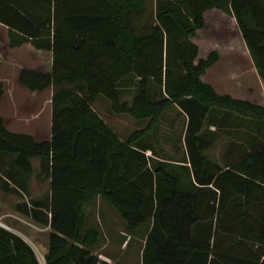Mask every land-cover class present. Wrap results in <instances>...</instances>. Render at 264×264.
I'll use <instances>...</instances> for the list:
<instances>
[{
    "label": "trees",
    "instance_id": "obj_1",
    "mask_svg": "<svg viewBox=\"0 0 264 264\" xmlns=\"http://www.w3.org/2000/svg\"><path fill=\"white\" fill-rule=\"evenodd\" d=\"M211 10L236 20L264 80V0H0L10 48L53 54L50 73L18 77L30 92L54 88L51 140L12 133L0 115V164L12 157L14 169L3 190L27 191L36 159L50 181L44 201L19 207L51 231L46 264H109L91 251L100 232L86 229L96 198L129 232L150 225L143 264H264V106L202 80L220 60L217 51L198 60L193 42ZM3 95L0 84V102ZM100 97L145 127L122 139L96 111ZM173 107L187 119L183 160L156 152ZM222 136L227 152L218 161L206 153ZM0 264L40 262L0 227Z\"/></svg>",
    "mask_w": 264,
    "mask_h": 264
},
{
    "label": "crops",
    "instance_id": "obj_2",
    "mask_svg": "<svg viewBox=\"0 0 264 264\" xmlns=\"http://www.w3.org/2000/svg\"><path fill=\"white\" fill-rule=\"evenodd\" d=\"M209 12H218L221 14L222 20L229 19L230 24L236 27V32L242 42V54L236 53V49L231 43L227 49L216 47L212 43L208 48L207 56L212 51H217L220 60L206 71L202 80L211 85L220 95H230L236 99L264 106V80L258 75L236 20L218 10H211L205 14L206 27ZM204 30L206 28L198 31L193 39L200 49L198 60L207 57L200 58L202 45L206 42L201 39V33ZM9 43V28L0 23V84L4 86V95L0 102V115L10 132L30 135L40 142L50 141L52 137V98L55 90L52 87L43 92H30L19 84L18 77L22 70L50 73L53 69V54L50 51L36 50L30 44L10 48ZM101 98L103 97L98 98L95 106ZM211 130L215 131V128L211 127ZM253 136L254 134L249 137ZM221 139L219 141L225 142L228 138L225 136ZM226 149L224 145L221 159L226 156ZM210 151H207L206 154L210 155ZM10 161L9 166H6L3 160L2 165L0 164V176L9 183L10 181L4 175L14 172L12 157H10ZM95 200L98 201L95 204L93 201V206H88L95 208L92 216H89L86 211V229H95L100 232V241L92 247V253L109 264H143V248L150 225L129 232L125 222L112 207L103 205L101 198ZM3 217L0 218V225L4 223ZM4 229L11 232L13 228L7 225ZM12 233L15 234V232ZM128 238H130V246H125V241Z\"/></svg>",
    "mask_w": 264,
    "mask_h": 264
},
{
    "label": "rangeland",
    "instance_id": "obj_3",
    "mask_svg": "<svg viewBox=\"0 0 264 264\" xmlns=\"http://www.w3.org/2000/svg\"><path fill=\"white\" fill-rule=\"evenodd\" d=\"M202 41H206L202 45L200 58L207 56L209 46L214 43L216 47L225 48L231 45L236 49V53L242 54V42L236 27L230 24L228 20H222L221 14L218 12H209L207 14V27L201 33ZM209 40V41H207ZM232 53V52H230ZM124 99L131 101L130 91L124 92ZM95 109L104 118V120L117 132L121 138L126 139L136 130L145 127V124L139 123L129 115H116L110 110V103L101 98ZM162 132L159 136L160 145L157 147V154L165 159L183 160L184 135L187 124L186 117L176 107L167 109L163 116ZM243 122V121H242ZM250 128L249 130L256 131L259 126L253 125L251 121H245ZM251 124V125H250ZM250 131V132H252ZM255 135V134H254ZM225 136H222V139ZM221 139V140H222ZM225 142L218 141L216 146L210 151V156L215 160H222L221 153L223 152ZM4 164L9 166L10 157L3 159ZM35 173L29 180V189L23 194H11L3 190V178L0 176V218L4 216L2 225L0 227L12 226V231L26 241L34 250L40 264H46L45 254L49 241V228H42L36 225L29 217L19 212V207L23 205H30L32 201H44L50 191L49 178L41 172L40 160L33 161ZM98 200H94V204ZM100 201V200H99ZM103 205L110 207L108 203L102 201ZM91 203L90 205H94ZM87 214L92 216L95 208L86 207ZM4 224V225H3ZM88 224V223H87ZM9 231V230H8ZM130 238L125 241V246H130ZM130 248V247H128Z\"/></svg>",
    "mask_w": 264,
    "mask_h": 264
}]
</instances>
